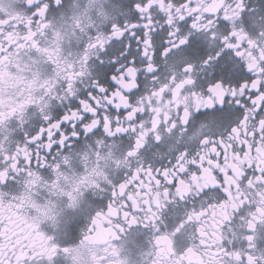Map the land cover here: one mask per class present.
Masks as SVG:
<instances>
[{
	"label": "flooded vegetation",
	"instance_id": "obj_1",
	"mask_svg": "<svg viewBox=\"0 0 264 264\" xmlns=\"http://www.w3.org/2000/svg\"><path fill=\"white\" fill-rule=\"evenodd\" d=\"M120 2L0 0V259L6 264H125L128 253L139 252L146 264H264V123L251 118L254 109L246 107L244 119L230 136L222 139L204 128L206 138L184 140L177 131L174 152L165 146L148 159L141 149L150 137L169 136L172 124L167 121H175L177 106L189 99L180 84L173 87L170 77L164 87L166 74L161 72L159 78L149 79L147 91L135 104L115 93L120 105L133 108L119 126L105 121L104 136L84 141L71 155L57 152L60 158L47 173L42 168L49 161L40 156L38 165L32 159L25 125L29 129L35 125L29 117L46 122L53 115L51 107L67 102L79 90L95 67L90 63L96 56L94 45L119 34L110 27L118 23L110 9ZM230 2L149 0L145 8L155 4L169 21L183 9L185 16L198 17L197 31L206 32L216 27L218 18H229L230 24L239 19L238 12L228 11ZM38 3L39 8L29 11ZM58 3L64 7L49 11V5ZM241 35L240 42L246 45L242 58L255 66L264 57V48L256 47L250 33ZM128 74L133 79L118 78L121 88L135 87V70ZM176 76L179 81V70ZM194 100L203 111L207 98ZM136 112L143 120L128 124ZM212 117L206 113L196 123ZM59 123L42 127L48 131ZM193 143L198 147L188 155ZM158 172L163 180L157 179ZM109 193L115 199L108 202L107 211L95 215L94 210L104 205L92 201ZM72 205L87 213L74 233V244L59 238L61 215Z\"/></svg>",
	"mask_w": 264,
	"mask_h": 264
},
{
	"label": "snow or ice",
	"instance_id": "obj_2",
	"mask_svg": "<svg viewBox=\"0 0 264 264\" xmlns=\"http://www.w3.org/2000/svg\"><path fill=\"white\" fill-rule=\"evenodd\" d=\"M184 2L185 0H177L178 4ZM148 3L149 0H121L118 5L112 6L110 11L118 23L110 27L113 30L119 29V34L112 36L103 45H94L96 56L90 61L95 65L92 73L81 82L74 95L67 97V102L61 100V104L49 109L52 116L47 117L45 113L46 122L45 118L29 117V123L35 126L29 129V125H25L27 136L31 140L27 147L34 150L32 159L38 165L40 156L50 162L42 168L43 172H49L60 158L55 155L57 152L61 156L71 155L72 149L82 145L84 141H90L94 136H104L105 121L119 126L133 108L120 105L115 93L121 92L129 98V105L135 104L138 95L147 91L149 79L159 78L161 72L166 74L164 87L168 86L170 77L173 87L180 84L181 92L187 93L189 99L186 105L177 106L176 120L169 118L167 121L172 124L169 136L150 137L149 142L141 149V154L148 159H153L157 150L165 146L174 152L176 146L173 138L177 131L182 133L184 140L200 136L206 138L208 132L203 131L204 128L222 139L230 136L244 119L246 107L255 110L251 117L254 121L264 123V57L255 66L246 64L242 58V49L246 45L240 42L244 39L241 31H244L256 38L257 48H264V0H255V4L253 0H231L226 7L234 15L238 12L239 19H233L230 24L229 18H218L215 21L216 27L208 28L206 32L197 31L199 25L195 15L185 16L182 14L183 9H179L181 14L169 21L168 16L155 4L145 8ZM39 7V3L34 4L29 11ZM63 7V3L55 4V7L49 5V11H58ZM207 19L211 24V17L208 16ZM104 31L108 33L109 28L106 27ZM248 43L251 44L252 41L249 40ZM130 69L135 70V87L121 88L118 78L122 77L125 81L133 79L128 74ZM177 70L180 73L179 81ZM197 96L202 102L207 98L203 111L196 106L194 98ZM258 97L261 99L257 108ZM65 109L68 111L65 112ZM181 112L183 116L180 115ZM209 112L213 114L212 120L198 125L196 121ZM217 113L223 115L217 116ZM237 113H240L239 117H236ZM141 120L143 114L136 112L135 117L126 122L133 125ZM53 121H60L58 128L45 131L42 125H51ZM93 122H96L95 126L90 128ZM213 128L216 131L213 132ZM19 135L24 141V134ZM45 141L49 143L46 144ZM211 143L212 141L208 142ZM215 146L221 148L220 143ZM197 147L198 143H193L188 155L195 152ZM159 162L162 164V161ZM21 163L24 161L21 160ZM174 163L175 160L169 162L168 166L171 167ZM192 167L193 165H189V168ZM186 174L187 172L180 173ZM157 179L163 180V175L159 172ZM171 184L175 186L174 179ZM202 195H207V192ZM86 196L91 198L90 193ZM114 199L109 193L99 200H93L94 204L104 205L103 209L94 210V214L98 216L107 211L108 202ZM80 207L83 208L84 205L81 204ZM75 215V206H70L67 209L69 219L66 227L72 233L83 223L82 220L74 219ZM0 264H6L5 260L0 259Z\"/></svg>",
	"mask_w": 264,
	"mask_h": 264
},
{
	"label": "rangeland",
	"instance_id": "obj_3",
	"mask_svg": "<svg viewBox=\"0 0 264 264\" xmlns=\"http://www.w3.org/2000/svg\"><path fill=\"white\" fill-rule=\"evenodd\" d=\"M86 214L87 213L84 210H80L78 208V209H76V215L74 216V219L83 220L84 216H86ZM61 218H62L61 228H59V232L61 231V235L59 238L64 243L74 244L76 237H75L74 233H72L66 227L67 223H68V219H69L67 216V211L65 214L61 215ZM130 250L131 249H129L128 252H130ZM141 254L142 253H139V252H138V254H135V255H133L132 253H128L126 256L125 264H146V262H145L146 259ZM54 264H64V263L63 262H57Z\"/></svg>",
	"mask_w": 264,
	"mask_h": 264
}]
</instances>
